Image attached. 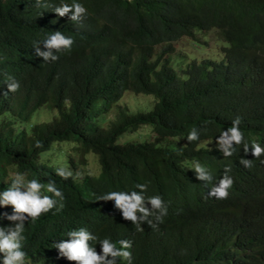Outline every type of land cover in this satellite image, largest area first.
I'll return each instance as SVG.
<instances>
[{
	"label": "trees",
	"instance_id": "trees-1",
	"mask_svg": "<svg viewBox=\"0 0 264 264\" xmlns=\"http://www.w3.org/2000/svg\"><path fill=\"white\" fill-rule=\"evenodd\" d=\"M79 2L88 10L83 28L56 20L51 9L37 8L36 0H0V81L8 74L20 82L19 90L7 96L0 84V191L10 182L5 179L9 169L39 166L72 187L78 205L73 211L64 198L63 210L44 215L41 233L25 230V264L45 257H35L43 241L77 225L113 242L132 235L137 247L133 264H264V155L256 159L251 148L245 154L238 145L225 158L216 145L220 131L240 116L245 141L254 139L264 147V0ZM55 27L74 44L70 52L58 54V61L44 63L33 44ZM194 30H212L222 43L220 58H202L193 80L177 79L172 85L149 81L146 69L155 47L163 42L172 51L173 41L193 36ZM163 52L159 47L156 61ZM115 70L154 101L149 97L151 108L134 118L118 113L105 129L98 117L117 95V88L105 91L106 77ZM44 105L45 118L39 120ZM141 124L150 125L151 140L115 142L122 131ZM193 128L199 129L200 139L188 143ZM37 140L42 148L34 147ZM53 143L74 144L77 159L64 160L74 174L88 154L95 158L96 173L84 172L82 180L56 176L55 167L39 160ZM241 157L252 159L253 167L240 165ZM195 160L215 180L231 165L234 184L227 199L206 198L210 184L190 170ZM137 183L148 184V196L160 195L168 207L157 230L142 225L139 231L108 202L97 201L103 193ZM163 231L160 251L153 256Z\"/></svg>",
	"mask_w": 264,
	"mask_h": 264
},
{
	"label": "clouds",
	"instance_id": "clouds-1",
	"mask_svg": "<svg viewBox=\"0 0 264 264\" xmlns=\"http://www.w3.org/2000/svg\"><path fill=\"white\" fill-rule=\"evenodd\" d=\"M36 7L51 9L50 12L54 14L55 19L62 20L70 28L72 26L83 28V20L88 14L87 8L79 0H71V3L61 0L58 4H54L50 0H36ZM51 30L54 31L48 35V32ZM51 30L42 35V40L35 41L33 44L35 56L43 60L44 63L58 61L60 59L58 54L70 52L74 44L73 38L65 36L64 34L67 32L59 29V27L52 28ZM197 33L203 34L198 30H194L193 36H183L178 40L189 38L194 42H199L196 39ZM176 41L172 42V51L163 42L155 47L146 69L149 81L153 82L157 80V85H172L177 79L193 80L196 78L201 66V59L189 60L181 71V75L179 74V70L176 72L171 67L169 56L174 52V42ZM159 47L164 49L163 59L156 61L154 54ZM178 52L176 51L177 54L182 55ZM121 72V70H115L112 72L110 79L106 77L105 91L110 93L114 88H117V95L113 102L108 110L101 115L103 119L100 122L107 123V128L118 119V113L120 112L135 114L131 118L145 112H128L127 105L131 103V97L129 96L122 97V100L116 103L124 91H131L135 94L142 93L138 90V83L132 79L129 80L125 75L121 76ZM2 75L3 80L0 81V84L5 85L7 88V92H4L3 95L7 96L9 92H17L20 88V82L14 76L8 74ZM126 98L129 99L127 103L125 101ZM143 101L148 106L151 99L145 97ZM109 111L114 113L115 118L112 120L104 119V115ZM129 119L115 128L116 133L124 128L125 123ZM241 122V117L236 116L231 121L229 127L220 131V134L216 136L217 150L223 154V157L227 158L233 156L237 150L236 146L242 145L245 154L251 148V155L259 159L264 155V147L254 139L245 141V134L240 127ZM99 127L103 126L100 124ZM140 127L139 125L135 130L122 131L119 135L121 136V134L127 131L128 133L136 131ZM120 136L116 137L115 142L120 143L117 141ZM186 139L188 143L198 141L200 139L199 129L193 128L189 131ZM34 147L42 148L43 143L37 140ZM51 150L52 148L47 152ZM47 152L43 153L39 157V160L55 167L56 176L63 180L70 178L74 180L83 179L84 174L82 172L74 174L70 168L66 167L65 163L64 165L53 166L46 159H41ZM261 163H264V160ZM239 164L244 168L251 169L253 167V160L241 157ZM190 170L195 173L197 180L204 182L206 186L210 184L206 198H228L229 189L234 184L232 176L229 175L232 171L231 165L224 166L223 173L218 180H215L209 169L198 160L192 162ZM9 179L10 182L7 187L0 191V264H25L27 255L24 251L25 230L32 228L41 233L45 222V214L55 210L56 212L63 210L65 206L63 203L64 198L68 199V206L74 211L78 207L77 198L75 190L72 187L62 184L58 178L54 177L45 168L39 166H19V171L14 172L12 176L7 178V180ZM148 195V184L137 183L127 190H113L103 193L97 198V201L108 202L112 211L122 221L131 224L139 231L144 230L142 225H147L151 229L157 230L164 223V218L168 215V207L160 195ZM188 217L183 220H186ZM59 232H61V235L58 238L55 239L54 236L41 243L35 257L39 255H45V257L34 264H133V258L137 254L135 238L132 235L113 242L109 237L99 238L94 230H89L82 225L62 229ZM163 235L164 231L157 240L153 256L160 251Z\"/></svg>",
	"mask_w": 264,
	"mask_h": 264
},
{
	"label": "rangeland",
	"instance_id": "rangeland-1",
	"mask_svg": "<svg viewBox=\"0 0 264 264\" xmlns=\"http://www.w3.org/2000/svg\"><path fill=\"white\" fill-rule=\"evenodd\" d=\"M214 36L215 35L211 30L205 34L197 33L196 39L199 42L197 41L194 42L189 38H182L174 42V52L171 53L169 56L171 67L176 72L179 70L180 71L179 74L181 75V71L185 68L186 63L191 59L200 60L202 58H207L212 60H218L220 58L219 48L220 46H222V43L218 38H214ZM176 51H179L178 53L182 55L176 54ZM125 96L131 97V103L130 105H127L128 112L130 113H134L138 111H146L151 108V105L154 101V98L149 94H142V93L135 94L131 91H124L116 103H119L122 100V97ZM145 97H150L153 100L148 106L144 104L143 99ZM125 101L127 103L129 102V99L126 98ZM44 107H46V105L41 107L39 110L43 109ZM43 110H41V113L39 114L38 117L39 120H43L45 118V115H43ZM114 118L115 116L112 111H109L106 115H104V119L106 120H112ZM102 119H103L102 117H98V123H100L101 126L106 127L107 123L100 122ZM140 126L141 127L136 131H131L130 133H128V131L124 132L117 139V141L118 142H124L127 140L145 141L151 139L152 132L149 129L151 128L150 125L143 124ZM59 151L61 153V157L58 156ZM77 155L78 152L74 149L73 143H53L52 150L47 152L41 159H46L47 161L52 163L53 166H58V165H64V160L68 157L76 160ZM68 168H70L69 165ZM80 169L81 170H76V172H82V173L87 172L93 174L96 173L95 158L91 154H88L86 156L85 164L82 165ZM13 173L14 171L9 169L5 179L7 180V178L12 176Z\"/></svg>",
	"mask_w": 264,
	"mask_h": 264
}]
</instances>
